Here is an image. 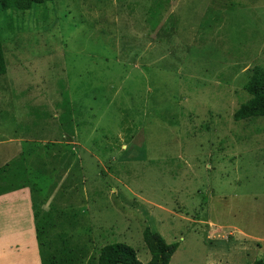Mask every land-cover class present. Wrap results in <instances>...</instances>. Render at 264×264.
<instances>
[{"label":"rangeland","instance_id":"374dc122","mask_svg":"<svg viewBox=\"0 0 264 264\" xmlns=\"http://www.w3.org/2000/svg\"><path fill=\"white\" fill-rule=\"evenodd\" d=\"M9 16L1 37L21 52L0 78V167L21 156L43 241L64 235L78 264L124 244L145 264L148 227L178 245L169 264L264 261V119L233 120L264 67V0H56Z\"/></svg>","mask_w":264,"mask_h":264},{"label":"trees","instance_id":"16d2710c","mask_svg":"<svg viewBox=\"0 0 264 264\" xmlns=\"http://www.w3.org/2000/svg\"><path fill=\"white\" fill-rule=\"evenodd\" d=\"M56 0H0V19L7 14L12 21H17L19 13L22 15L30 13L34 6L51 4ZM121 1V0H119ZM158 7L151 9L154 12L153 18L156 17ZM14 17V18H13ZM152 21L151 25H154ZM10 26V24L8 25ZM8 26L5 28L9 29ZM22 29V28H21ZM19 38V35L16 34ZM16 39V38H15ZM12 41L8 44L3 42L0 32V78L7 75L6 51L11 48L12 56L20 54L21 50L17 42ZM5 44V47H4ZM18 57V56H17ZM248 99L239 106L233 115L234 122L253 121L264 119V67L256 66L250 71L248 81L244 85ZM9 103L7 106H10ZM22 159V158H21ZM26 183V173L22 161L12 162L10 165L0 169V195L19 191L24 187L20 182ZM32 189H30L31 191ZM31 201L33 210V224L35 237L38 247L40 264H78V257L75 255V248L64 240V235L55 239L51 238L48 242L43 241L48 237L45 230L50 226L48 213L42 214L39 206L34 202L36 193L31 191ZM143 243L150 255V260L145 264H169L171 257L176 252L178 245L176 243L167 244L163 238L146 227L142 232ZM53 243V246L51 244ZM96 264H142L137 260L135 251L124 244H110L99 250ZM253 264H264L263 260H256Z\"/></svg>","mask_w":264,"mask_h":264},{"label":"crops","instance_id":"0c3cea01","mask_svg":"<svg viewBox=\"0 0 264 264\" xmlns=\"http://www.w3.org/2000/svg\"><path fill=\"white\" fill-rule=\"evenodd\" d=\"M20 160L21 156L15 154L0 169ZM20 185H24L21 190L0 195V264H40L30 188L27 180Z\"/></svg>","mask_w":264,"mask_h":264}]
</instances>
